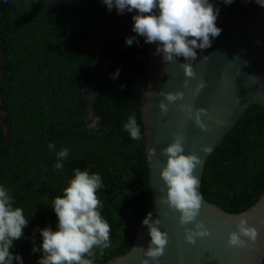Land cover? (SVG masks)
<instances>
[{
	"label": "trees",
	"instance_id": "trees-1",
	"mask_svg": "<svg viewBox=\"0 0 264 264\" xmlns=\"http://www.w3.org/2000/svg\"><path fill=\"white\" fill-rule=\"evenodd\" d=\"M65 5L52 15L49 0L19 1L16 17L6 24L7 38L0 40V186L29 219L10 249L23 264H37L42 257L32 252L42 242L38 230H55L51 201L62 195L75 168L101 175V215L115 236L102 255L97 250L96 264L126 254L133 227L152 212L139 112V94L148 81V44L137 36L138 43L120 46L135 13L118 15L101 0H67ZM94 40L103 45L102 57L90 46ZM105 62L110 66L104 72ZM117 69L119 76L111 79ZM130 114L140 126L141 141L124 130ZM62 148L69 154L57 170L56 153ZM201 193L232 214L264 194L263 109L248 107L210 155Z\"/></svg>",
	"mask_w": 264,
	"mask_h": 264
},
{
	"label": "clouds",
	"instance_id": "clouds-1",
	"mask_svg": "<svg viewBox=\"0 0 264 264\" xmlns=\"http://www.w3.org/2000/svg\"><path fill=\"white\" fill-rule=\"evenodd\" d=\"M109 11L115 8L118 15L125 12L135 13L131 31L136 36L128 37L126 45L138 43L136 37H143L146 44H156L154 55H160L163 63H177L182 57L185 62L178 63L185 77L181 88L191 91L195 97L206 84L201 78L190 89L189 82L196 79L193 62L197 59L196 49L204 50L211 47L212 39L221 34L222 29L216 26L219 8L211 0H101ZM230 5L234 0H222ZM264 8V0H251ZM259 43V41H257ZM207 56L202 59L207 60ZM119 76V69L110 76L115 79ZM123 87V85L121 86ZM163 97L159 101L161 116L167 115L169 105L176 104L178 110L185 114L201 131H206L202 117L208 113L204 108H194L183 101L185 93L160 92ZM98 119V118H97ZM219 123V122H218ZM95 121L90 127H95ZM124 130L134 141H141L140 126L135 114H130ZM186 138L183 134H174L169 143L161 152L166 157L163 167L159 171V178L163 182L165 194L160 198V204L166 206L172 213H178V225L184 229V240L194 245L196 239L211 235L204 222L198 220L202 207L203 196L198 192L199 180L194 175L195 169L201 160L195 154H184ZM50 150L55 145L48 144ZM203 152L210 151L209 147L202 148ZM68 149L62 148L56 153L54 168L62 170L63 161L68 156ZM155 155V149H149V156ZM102 177L89 170L73 169L72 178L67 181L62 195L51 201L57 223L55 230L45 227L39 231L42 242L32 252L40 251L42 257L37 264H96L97 250L102 255L105 249L111 246V226L101 215L103 204L97 193L102 188ZM14 199L8 189L0 186V264H23L19 255H13L10 249L13 241L23 237V229L27 227L29 219L24 210L14 207ZM148 229L150 242L144 248L143 256L148 258L141 264H149V259L157 260L164 254L169 242L168 233L160 230V220L152 219L148 212L141 221ZM191 225V227H188ZM257 229L249 224L245 215H240L235 224V231L227 234V247L245 248L257 240ZM139 250V249H138Z\"/></svg>",
	"mask_w": 264,
	"mask_h": 264
},
{
	"label": "water",
	"instance_id": "water-1",
	"mask_svg": "<svg viewBox=\"0 0 264 264\" xmlns=\"http://www.w3.org/2000/svg\"><path fill=\"white\" fill-rule=\"evenodd\" d=\"M211 2L219 8L216 26L222 31L212 39L211 47L196 49L197 59L193 62L196 79L190 80L189 87L194 89L201 78L206 87L195 97L190 90L181 88L185 77L178 63L185 62L183 58H177V63H163L160 55H154L157 45L148 44V81L139 94V112L145 140L152 219L160 220V230L167 232L169 237L164 254L157 260L149 259V264H263L264 194L238 214L227 213L203 198L197 219L204 222L211 235L197 238L194 245L185 242L184 229L178 225V213L169 212L159 202L165 194L161 191L164 186L159 171L166 157L161 152L171 143L174 134L185 136V155L195 154L201 160L194 175L199 180L197 190L202 195L201 180L210 155L248 107L257 106L264 110V8L251 0H234L230 5H225L222 0ZM205 56L207 60L202 59ZM161 91H183L184 100L177 103L204 108L208 115L201 119L207 130L201 131L186 119L176 104L169 105L168 114L161 116L157 107L163 100L158 95ZM206 146L210 151L203 152L202 148ZM149 149H155V155L149 156ZM242 214L257 229V240L245 248H229L227 234L235 231L237 219ZM133 230L135 235L130 250L104 264H141L142 260L148 259L142 251L150 242L147 227L141 224Z\"/></svg>",
	"mask_w": 264,
	"mask_h": 264
},
{
	"label": "flooded vegetation",
	"instance_id": "flooded-vegetation-1",
	"mask_svg": "<svg viewBox=\"0 0 264 264\" xmlns=\"http://www.w3.org/2000/svg\"><path fill=\"white\" fill-rule=\"evenodd\" d=\"M19 1L22 2L24 0H0V7H1V12H2V15H0V30L2 31V29H3L2 32L0 31V40H2V41H3L4 37H6L5 35L8 33V26L6 27V24L13 17H16V14H17V11H18V2ZM49 1H50V9H51L50 12H51L52 15H55L57 13V11L63 9L64 7L66 8L65 4L67 3V0H49ZM132 25H133L132 21H129L125 25V28H124L125 38H124V41L126 40V38L132 37V35L134 34V33L132 34V32H130L132 27L127 31L128 26H132ZM128 33L130 34L129 36H128ZM90 46L92 47V49L95 51V53L97 55H100L101 57L103 56V51H102L103 45H102V43L99 40L92 41ZM120 46H121V48H125L128 45H126V43H124V44H120ZM2 61L6 62V59L3 58ZM105 65H106V68H105L104 72L107 70V68H109L110 64H108V62L107 63L105 62ZM0 103H1V99H0ZM3 113L4 112H1V116H3ZM89 113H90V116L87 117L86 120L90 121V120H93L94 118L92 116V111H89ZM110 203H111V201H110ZM120 218H122L124 220L126 225H128L129 227H132L128 223L126 218H124L123 216L120 217ZM111 234H112V232H111ZM114 238H115V236L113 238H111V245L113 244ZM98 261L100 263L104 262L103 257H99Z\"/></svg>",
	"mask_w": 264,
	"mask_h": 264
},
{
	"label": "rangeland",
	"instance_id": "rangeland-1",
	"mask_svg": "<svg viewBox=\"0 0 264 264\" xmlns=\"http://www.w3.org/2000/svg\"><path fill=\"white\" fill-rule=\"evenodd\" d=\"M132 26H128V29H127V31L131 28ZM130 32H132V31H130ZM132 34H133V32H132ZM130 34L128 33V36H129Z\"/></svg>",
	"mask_w": 264,
	"mask_h": 264
}]
</instances>
